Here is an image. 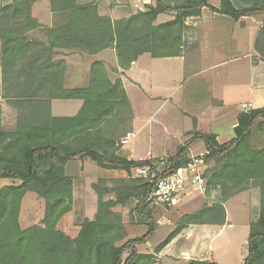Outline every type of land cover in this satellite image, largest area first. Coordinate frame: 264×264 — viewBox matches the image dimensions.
<instances>
[{"label": "trees", "instance_id": "trees-1", "mask_svg": "<svg viewBox=\"0 0 264 264\" xmlns=\"http://www.w3.org/2000/svg\"><path fill=\"white\" fill-rule=\"evenodd\" d=\"M38 1L10 0L0 7V96L16 111L15 125L7 130L2 126L0 105V180L10 181L0 188V264H154L152 255L138 253L157 224L145 203L152 185L130 177L133 168L146 162L127 161L115 153L119 149L118 125L131 120L122 84H111L103 64L95 62L87 88L66 90L64 69L52 62V50L64 47L96 54L111 48L122 70L144 54L154 59L184 56L198 49L197 42L190 46L184 41L191 30L186 20L199 17L212 0H155L154 5H144L143 10L115 21L98 14L96 1L81 5L77 0H48L50 12L61 19L51 29L41 27L31 16V8ZM218 1L220 7L215 12L234 22L264 16V1H252L247 7H236L230 0ZM162 14H170L172 19L156 24ZM34 30H39L47 42L29 40L28 34ZM253 48L264 63V25ZM52 100L83 103L76 116L55 118L50 113ZM263 127L264 108H260L238 115L234 138L225 144H219L215 135L188 134L192 140L203 142L208 152L203 161L219 163L225 159L207 182V195L219 189V201L181 216L156 252L183 227L223 225V204L245 190L242 184L255 181L260 187L258 216L249 225L243 264H264V146L256 149L252 144L254 134ZM83 159L105 170L124 172L127 177L92 184L97 196L95 217L84 219L76 238L71 239L56 225L72 208L73 179L66 176L65 166ZM168 159L171 170L184 166L189 161L187 146L178 147ZM26 193L43 201L44 215L39 225L22 229L19 216ZM131 203L135 207L129 211L127 225L145 226L146 234L127 239L122 216L115 209Z\"/></svg>", "mask_w": 264, "mask_h": 264}, {"label": "crops", "instance_id": "crops-1", "mask_svg": "<svg viewBox=\"0 0 264 264\" xmlns=\"http://www.w3.org/2000/svg\"><path fill=\"white\" fill-rule=\"evenodd\" d=\"M77 1L81 5L84 4L81 0ZM86 1V4L92 2ZM95 1L99 15L117 20L114 10L104 7L105 0ZM128 2L127 9L131 14L136 10H142V7L150 4L151 1L130 0ZM219 7L220 1H210L208 7L201 10L199 17L186 20V25L194 30L198 49L180 57L154 59L144 54L132 62L128 69L122 70L118 66L116 52L111 48L96 54H87L74 48H53L52 62L62 64L64 69L62 82L64 89L87 88L90 82V69L95 62L103 64L107 80L111 84L121 82L129 103L131 120L128 121L127 127L123 124L118 125L120 138L119 149L115 152L117 156L127 161H147L163 155L172 157L178 147L187 146L188 156L195 157L198 156L197 152L203 154L206 149L201 140H192L188 136L189 133L215 135L219 144H225L234 138L233 129L239 114L264 108V63L258 60L253 48L255 38L264 25V16L242 17L234 22L215 12ZM31 16L38 25L46 29L53 28L58 20L50 12L48 0L34 3ZM168 20H170L169 17ZM28 37L29 40L47 42L39 30L30 32ZM1 61L0 47V85L2 82ZM5 101L0 96L2 126L10 130L15 125L16 111ZM82 103L81 100H52L51 116L74 117L80 111ZM243 105L246 107L244 108ZM137 106L149 109L148 121L144 129H147L151 135L153 133L160 135L159 140L153 142V146L149 142V147L142 154H136L132 143L135 139L134 124L143 122L145 119L138 114ZM6 121H8L7 124ZM124 138L129 139L127 147L121 145ZM65 174L73 179L72 208L59 220L56 228L66 235H68L66 227L59 228L61 224H64L63 221L76 218L78 219L76 229L77 225L79 229L84 219L90 221L94 219L97 196L91 188L92 184L98 180L109 181L127 177L121 171L99 168L88 159L68 162L65 166ZM0 181L2 182L0 188L10 184L7 180ZM79 186L82 188L80 194ZM28 196L26 193L21 201L19 222L22 229L31 227H24L21 219L23 204ZM249 196L248 192H242L223 204L226 215L223 225L183 227L177 236L156 252L157 247L176 229V226L166 234L167 237L160 244L152 246L148 240L145 245L138 248V253L152 255L154 264H189L192 261L243 264L247 256V239L251 223ZM31 197L38 204L42 203L40 204L43 209L42 221L43 201L34 196ZM85 197L89 199V206L80 201ZM235 198H240V204L245 213L244 221L240 226L232 221L233 218L226 210V204ZM123 224L126 228L127 223L124 220ZM159 224L157 223L156 227ZM226 229L232 230L231 233H226ZM222 236L223 238L220 239ZM180 239L190 243L189 252L183 251L181 256L167 254L171 246ZM235 244L241 245L239 250H236Z\"/></svg>", "mask_w": 264, "mask_h": 264}, {"label": "rangeland", "instance_id": "rangeland-1", "mask_svg": "<svg viewBox=\"0 0 264 264\" xmlns=\"http://www.w3.org/2000/svg\"><path fill=\"white\" fill-rule=\"evenodd\" d=\"M9 1L10 0H0V7L4 6ZM91 1L93 2L95 0H91ZM105 1L106 2L104 3L105 4L104 7L106 9L111 8V10H114L115 15L118 17L117 20L127 18L130 15V13L128 12V9H127V7L129 6L128 1H130V0H105ZM132 1H144V0H132ZM146 1H148V0H146ZM150 1H151L150 5L155 4V0H150ZM212 1H218V0H212ZM230 1H232L236 7H247V6L251 5L252 1L258 2V1H264V0H230ZM81 3H84L82 5H86L87 1L81 0ZM134 3H136V2H134ZM142 10H143V7H142ZM136 11H138V10H136ZM168 17L170 20L172 19V16L170 14H162V15L158 16V18L156 20V24H161V23L166 22L168 20ZM56 20H57V24H59L61 21L60 18H56ZM113 21H115V20H113ZM190 29L191 30L185 34L184 41L191 46V45L196 43V39H195V33H194L193 28L190 27ZM257 58H258V55H257ZM143 106H141V107L137 106L136 107L138 114L144 116V118H145V119H143V122H138L136 125L134 124L135 139H133L132 143H133V147L136 149V154L145 153V151L147 150V148L150 145L149 142L151 143V146H153L155 141L159 140L158 137L160 136V135L157 136V134H155V133H153L151 135L147 129H144V127H146V123L148 121V110L149 109H147ZM12 109L15 110L14 108H12ZM124 117H127V115H125ZM7 122L8 121H6V124H7ZM128 124H129V122L125 124V127H127ZM139 128H140V130H139ZM124 139H127V138H124ZM252 144L256 149H260L264 146V127L260 131H258L254 134V137L252 139ZM197 154L200 155V154H202V152H197ZM189 156H188V158L190 159ZM161 157H168V155H163ZM158 158H160V157H158ZM224 161H225V159L220 161L219 163L215 162V161H209V162L204 161V165H205L204 171H205V178H206V192H205L204 196L199 194V193L191 195V196L183 199L179 203V205L174 209L164 210L163 208H159V207H155V206L149 207V209L153 211L152 212L153 213V219L155 220V222L160 223L159 226L156 227V230L153 233V235L149 238V241H150L152 246H156V245L160 244L163 240H165V238L167 237L166 234L168 232L170 233L178 225V221H179L181 216L191 214V213L199 210L202 207V205H204V204L211 205V204L217 203L219 201V194L217 192V190H219V189H215V190L209 192V194L207 195V193H208L207 192V182H208L209 176H210L211 172L214 170V168H218L219 165H221ZM130 177L133 178L132 174H130ZM1 184H2V182L0 181V187L2 186ZM258 184L259 183L255 182V181L248 182L247 184H242V187L245 188V190L243 192H248L250 195L249 196V204H250L249 208H250V213H251V222L255 221L257 219V216H258V206H259V200H260V187ZM78 189H79L78 192L80 194L81 193L80 189H82V188L79 186ZM240 193H242V192H239L238 194H240ZM27 195H29V196L24 201L22 213H21L22 224L24 227L40 224L41 223V214L43 212L42 206L40 205L42 203L39 202L40 204H38V202L33 197H31V196H34V197H36V196L31 194V193H27ZM93 197L95 199L94 194H93ZM239 199L240 198H237V199L235 198L226 204V210L230 213L231 217L233 218L232 221L238 226H240L243 223L244 217H245L244 209H243V206L240 204L241 200H239ZM80 201H82L83 203H85L89 206V199L87 197H85L83 199L81 198ZM91 201H92V199H91ZM254 204L256 205L255 207H254ZM134 207H135V203H131L129 205V207H127V208L117 207L115 210L122 216V219L124 220V222L128 223L129 211L134 209ZM163 211H164V213H163ZM77 221H78V219H76V218H73L72 220H65V221H63L64 224H61V226L59 228L66 227V229H67L66 231L68 232L67 236L70 237L71 239H74V238H76V236L79 232L78 225H77V229H76V222ZM226 231H227L226 233H231L232 230L226 229ZM126 232H127V239H134L136 237H141V236L145 235L146 234V227L141 226V225H127L126 224ZM221 238H223V236L220 237V239ZM242 243H243V241L241 242V245H242ZM189 245H190V243L188 241H185L184 239H180L179 241L175 242V244L173 246H171V248L167 251V254L181 256V253L183 251L189 252V250H190ZM235 245H236V250H239L241 245L240 246L237 244H235ZM126 256H127V254L124 253L123 258H126Z\"/></svg>", "mask_w": 264, "mask_h": 264}, {"label": "built area", "instance_id": "built-area-1", "mask_svg": "<svg viewBox=\"0 0 264 264\" xmlns=\"http://www.w3.org/2000/svg\"><path fill=\"white\" fill-rule=\"evenodd\" d=\"M121 145L127 147L129 139L122 140ZM206 155L207 151L191 157L184 166L172 170L168 157L149 159L145 164L133 168V178L142 179L152 185V191L146 197L145 203L169 210L176 208L183 199L191 195L199 193L204 196L206 178L203 158Z\"/></svg>", "mask_w": 264, "mask_h": 264}]
</instances>
